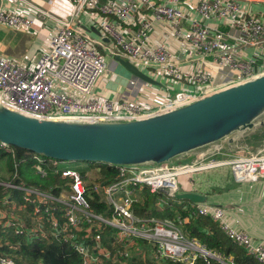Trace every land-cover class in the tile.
Listing matches in <instances>:
<instances>
[{"label": "built area", "instance_id": "1", "mask_svg": "<svg viewBox=\"0 0 264 264\" xmlns=\"http://www.w3.org/2000/svg\"><path fill=\"white\" fill-rule=\"evenodd\" d=\"M70 1L72 15L67 20L57 21L48 47L32 55L26 65L0 55V104L35 117L139 119L179 108L224 87L215 84L218 76H230V85L264 73V14L247 9L241 0H197L194 4H186L184 0H133L136 4L126 0ZM18 3L19 0H0V24L13 29L32 27L35 18L15 8ZM137 6L150 9L151 15L142 14L140 28L130 32L127 38L116 22L104 20L101 25L119 45L125 60L135 68L157 69L159 76L166 80L162 91L150 101L146 97L136 99L144 95L148 82L132 74L128 85L135 100L119 103L100 98L93 89L106 70L105 56L73 21L86 7H91L130 22ZM38 16L51 17L40 9ZM164 24L183 42L176 52L164 41L151 40L148 31L152 26ZM186 64L190 65L186 67ZM224 70H238V73L226 74ZM184 81L186 86L173 90V84ZM0 148L13 162L7 178L0 179V186L8 190L0 197V245L2 232L7 230L29 243L57 241L74 252L79 264H102L104 259L109 260L112 255L108 246L115 243L122 251H116L113 259L121 258L123 264L133 255L145 256L154 262L211 264V260H216L235 264L232 257H224L188 238L179 219L139 217L134 212V204L140 202L144 186L151 193L161 190L173 196L180 191V175L217 165L230 164L237 182H257L264 176V144L256 153L229 162L175 164L169 161L117 166L116 177L106 183L99 171L94 175L91 171L81 173L75 167H66L62 161L34 154L29 168L36 176L48 182L53 179L60 182L49 184L47 190H43L17 182L21 161L17 160L16 150L4 144H0ZM15 191L20 192L19 199L15 198ZM92 193L96 194L99 204L106 206L104 211L92 208ZM196 210L199 215L217 222L227 239L264 264V242L256 243L238 229L222 204L197 203ZM106 228L113 233L105 235V239H109L105 242ZM140 240L143 243L140 244ZM0 264L17 263L0 254Z\"/></svg>", "mask_w": 264, "mask_h": 264}, {"label": "water", "instance_id": "2", "mask_svg": "<svg viewBox=\"0 0 264 264\" xmlns=\"http://www.w3.org/2000/svg\"><path fill=\"white\" fill-rule=\"evenodd\" d=\"M131 74L155 83L127 60ZM264 127V73L233 83L166 112L130 120L35 117L0 104V144L62 162L114 166L177 164L198 151L199 159L218 148L232 150L240 133ZM175 199L204 203L207 195L179 191Z\"/></svg>", "mask_w": 264, "mask_h": 264}, {"label": "crops", "instance_id": "3", "mask_svg": "<svg viewBox=\"0 0 264 264\" xmlns=\"http://www.w3.org/2000/svg\"><path fill=\"white\" fill-rule=\"evenodd\" d=\"M107 1L99 0L101 3ZM184 1L186 4H194L197 2V0ZM134 3L136 4V2ZM241 3L247 9L257 14H264L263 0H241ZM15 8L31 14L35 18L34 24L32 27L26 29H13L4 24H0V55L23 65H26L30 61L32 55L48 47L49 37L57 29V21L59 23V20H67L73 12V4L70 0H19ZM39 9L41 11H47L51 17L39 18ZM142 14L150 16L151 10L137 6L135 16L130 19V22H123L114 15L102 14L97 8L86 7L85 11L73 21V25L83 30L89 36L90 43L105 56L106 70L93 89L98 97L111 99L119 103L129 102L131 99L135 100L131 96L132 88L128 85L132 74L120 60H125V55L113 38L103 31L101 21L111 20L116 22L118 28L124 31V36L127 38L130 32L140 28L139 20ZM148 32L153 42L164 41L174 52L178 51L180 46H182L181 43L183 42H180L177 37L172 35L168 24L160 27L153 25ZM189 65L186 64V67ZM142 72L154 80L155 83L148 82L147 86L143 89L144 95L141 97L138 96L136 99L146 97L147 101H150L154 98L155 94L161 93L163 83L166 80L159 76L155 68L146 67ZM229 79L230 76H225L224 78H219L218 76L215 79V84L217 87L228 85ZM186 85L187 83L184 81L183 83L173 84L172 88L175 90ZM249 134L245 132L238 134L232 150L226 147L218 148L215 149L212 155L199 159L197 156L198 151L211 147L207 146L190 152V157L183 160L184 162L182 163L195 161L202 163L208 160V158L213 161L229 162L234 158L247 157L254 154L264 143L259 148H256L259 144L253 143L254 137H250ZM243 148H245L244 151H242ZM178 159H173L170 162L177 164L176 160ZM224 167L230 169V173L228 174L232 179V187L222 193H203L207 195L206 202L222 204L227 209L233 224L238 229L246 232L256 243L264 242V176L257 182H237L234 178L231 165L223 164L200 170L195 172L196 174L180 175L178 178L179 190L193 191L191 188V178L196 177L197 179L206 181L215 173H220Z\"/></svg>", "mask_w": 264, "mask_h": 264}, {"label": "trees", "instance_id": "4", "mask_svg": "<svg viewBox=\"0 0 264 264\" xmlns=\"http://www.w3.org/2000/svg\"><path fill=\"white\" fill-rule=\"evenodd\" d=\"M18 161H21L19 169L20 176L16 179L17 182H24L26 185L35 186L39 189L47 190L49 184H59L60 182L47 181V184H39V182L28 179V168L32 163L34 153L23 150L15 149ZM0 159L5 160V164L9 170L13 169L12 157L0 148ZM48 159V158H47ZM51 160V159H48ZM81 165L84 167L77 168L81 173L87 171L86 167H97L99 173L102 175L103 181L106 183L114 179L117 175V166L96 163V162H83ZM27 168V169H26ZM202 172V171H201ZM230 169L224 167L220 173H215L209 177L208 180L191 178L192 192L203 193H222L228 191L232 187V179L228 174ZM193 174V173H192ZM196 174V173H195ZM56 178V177H54ZM1 179V176H0ZM3 179V178H2ZM196 192V193H197ZM8 193V190L0 186V197ZM20 192L15 191V198L19 199ZM93 197L90 202L95 211H104L106 206L99 204L95 193L90 195ZM134 212L137 216L143 217H156L160 219H171L181 221V228L188 238L197 240L204 245L207 249L219 252L224 257L231 256L235 264H261L254 258L248 255L244 248L239 247L232 243L225 237L219 228L217 222L208 216L199 215L196 210V204L185 199H175L173 196H168L164 191L158 190L151 193L149 189L144 186L141 189V199L139 203L134 204ZM27 216L25 213L23 214ZM112 234L110 228H106L103 233L104 241H109L106 234ZM2 242L0 245V254L10 257L15 260L17 264H79V260L74 252L65 244L57 241L49 244L29 243L24 238L13 234L11 231L2 232ZM143 243L140 240V244ZM112 258L106 264H123L121 258L113 259L116 251H122V247L115 243L113 246H108ZM135 255L125 261V264H184L182 262L173 263L168 260H161L154 262L141 257L136 258ZM141 258V260H140ZM144 260V261H143ZM197 264H203L198 261ZM211 264H222L216 260H211Z\"/></svg>", "mask_w": 264, "mask_h": 264}, {"label": "rangeland", "instance_id": "5", "mask_svg": "<svg viewBox=\"0 0 264 264\" xmlns=\"http://www.w3.org/2000/svg\"><path fill=\"white\" fill-rule=\"evenodd\" d=\"M224 72L226 74H235V73H238V70H230V71L224 70ZM257 129H256V132L254 131L255 133L253 132V133L249 134V136L250 137H254L253 143L259 144L256 147V148H259L264 143L263 142L264 141V127L259 128V130H257ZM244 150H245V148L242 149V151H244ZM210 160H212V159L208 158V160H205L203 162H205L204 164H208V163H210ZM81 163H83V162H77V161L64 162L65 166L66 167H70V168H73V167H75V168L76 167L77 168L84 167V165H81ZM86 169H87V171L93 172V173H91V175H94L95 171H99L98 168H95V167H86ZM27 170H28V179L37 181V182H39V184H45V183L47 184L46 180L40 179L38 176H36V174L30 168H28ZM9 172H10V170L7 168V166L5 164V160L4 159H0V176H1V178L6 179ZM87 181H90V179H87ZM144 260H146L145 257H144ZM107 261H108L107 259H104L102 264H106Z\"/></svg>", "mask_w": 264, "mask_h": 264}]
</instances>
